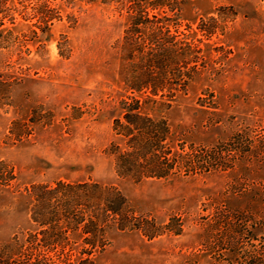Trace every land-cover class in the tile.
<instances>
[{
	"label": "rangeland",
	"instance_id": "obj_1",
	"mask_svg": "<svg viewBox=\"0 0 264 264\" xmlns=\"http://www.w3.org/2000/svg\"><path fill=\"white\" fill-rule=\"evenodd\" d=\"M9 1L30 11L44 0ZM50 1L60 19L43 34L35 28L37 37L36 18L5 19L13 32L7 39L16 37L20 47H0V172L5 177L10 164L16 175L12 189L0 185V243L33 228L20 194L25 186L91 179L116 186L140 215L173 229L153 238L113 229L92 264H230L235 242L239 255L251 251L264 229V0H181L180 29L198 31L203 66L169 108L144 107L166 118L173 145H220L240 134L250 143L239 145L245 159L228 170L141 182L118 177L108 154L125 94V12L98 1ZM199 25L214 33L203 35ZM241 186L244 194L232 192ZM222 201L246 209L254 239L202 225ZM177 218L180 233L172 232Z\"/></svg>",
	"mask_w": 264,
	"mask_h": 264
},
{
	"label": "trees",
	"instance_id": "obj_2",
	"mask_svg": "<svg viewBox=\"0 0 264 264\" xmlns=\"http://www.w3.org/2000/svg\"><path fill=\"white\" fill-rule=\"evenodd\" d=\"M79 1L113 4L118 11L125 12L121 41L126 60V68L121 72L125 94L118 102L117 115L113 116L112 130L118 141H112L108 148L118 177L135 182L173 180L232 169L245 159L250 143L243 141V135L220 145L191 144L185 150L176 141L173 145L166 118L144 109L146 105L160 111L169 108L203 66L201 41L195 38L198 31L190 26L186 32L180 29L181 0ZM17 16L23 20L36 18L31 23L34 37L39 35L35 28L43 34L54 19H60L59 10L50 0L32 6L30 11L9 0H0V47L19 49L16 37L7 39L13 32L5 25V19L14 24ZM198 30L207 37L214 33L206 26L199 25ZM241 144H247V149L240 148ZM15 178L9 164L5 177L0 172V185L12 189ZM238 188H232V192L239 195L247 191L246 187ZM20 194L25 198L33 228L0 243V264H92L95 254L108 246V235L113 229H136L149 238L173 230L140 215L116 186L91 179L33 182ZM210 215L202 225L221 230L217 232L219 236L244 237L246 241L256 236L251 229L256 223L246 209L231 208L222 201L220 209ZM177 220V229L172 232L180 233L183 224ZM260 224L263 228L264 223ZM249 244L252 250L239 255L235 242L227 254L230 264H264V229L259 244Z\"/></svg>",
	"mask_w": 264,
	"mask_h": 264
}]
</instances>
